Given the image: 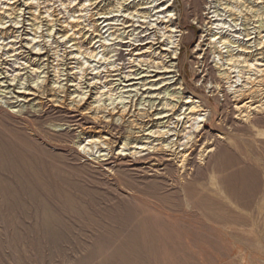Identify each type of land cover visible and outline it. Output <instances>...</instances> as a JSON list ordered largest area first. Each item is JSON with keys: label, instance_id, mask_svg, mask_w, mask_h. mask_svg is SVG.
<instances>
[{"label": "rangeland", "instance_id": "1", "mask_svg": "<svg viewBox=\"0 0 264 264\" xmlns=\"http://www.w3.org/2000/svg\"><path fill=\"white\" fill-rule=\"evenodd\" d=\"M165 1L0 0V67L39 94L18 111L0 96V264H264V0L217 3L224 54L246 57L228 88L211 48L203 66L197 50L208 0ZM125 20L133 36L115 32ZM169 36L175 59L130 52L133 39L163 47ZM172 63L180 84L127 91L118 80ZM175 92L209 112L203 130L173 110L178 146L130 154L162 121L146 113L177 104ZM84 128L105 141L80 138ZM170 147L185 160L166 161Z\"/></svg>", "mask_w": 264, "mask_h": 264}, {"label": "bare ground", "instance_id": "2", "mask_svg": "<svg viewBox=\"0 0 264 264\" xmlns=\"http://www.w3.org/2000/svg\"><path fill=\"white\" fill-rule=\"evenodd\" d=\"M170 1L171 0H166L165 2L169 5ZM218 2H219V0H208L207 6H206V14H207L206 19L207 20L205 21V29H206V31H207V29H209L208 34L210 37L208 39L209 41L207 43L203 44L204 47L201 46L202 43L199 42L197 50L202 51L201 58H203V60H202L201 65L203 66V63L205 62V60H204V57L202 55L206 49L211 48L213 58L215 60L217 68L219 70V76L221 77L222 80H226L227 88H228V86H232V83H231L232 76H231V73H230L231 71H230L229 67H231V65H233L234 67H237V62H240L241 61L240 58L242 59L243 56L241 54H237V55L231 54V53H229V55L224 54V52H228V50L223 51L222 46H224L226 48V45L228 46V44H229V40L226 37V35L223 33L227 24L225 22H222V23L217 22L218 20L219 21L221 20V19H219V16H218L219 14H218L217 9H216V7L218 6L217 5ZM168 8H169V6H168ZM168 12H170V11H168ZM128 22H129L128 20H125L122 23H120L121 26L116 27L115 32L116 31L120 32L121 30H124V32L127 34L131 33V31L133 29L130 27H132L133 24H128ZM208 24H209V26H208ZM216 29H220V30L215 31ZM178 31H181V30H178ZM115 32H114V34L118 38V35H121V34L118 32L116 34ZM218 34H221V35H218ZM130 35L133 36L132 33ZM169 37L171 39H169L168 44L166 46L163 45V47H160L161 45H158V44L164 40L156 41L155 39H153V41L149 40L146 43H139L135 39H133V42L131 43L132 45H130L131 46L130 52H131V54L138 55V56L149 53L152 56L153 55H161L164 57L165 53L169 51L170 53H172L171 59H175V58H177V54H178L179 40L178 39L173 40L172 36H169ZM122 39H120L118 41L119 42L122 41L123 43H126V41L125 40L123 41ZM0 43H1V41H0ZM250 46H251V44L246 45L245 48L242 47L241 51L247 52V54H249L250 50L248 48ZM0 49H1V47H0ZM245 58L246 57H243V60H245ZM154 64L158 65V63H156V62H154ZM175 71H176L175 64L172 63L170 65V68L167 67L164 70L156 71L154 74L148 73L150 71H146L144 73H142L143 72L142 71L141 73H137L136 76H132V74H128V75H124V76L120 77L118 80L121 83H123L124 86L129 87L126 89L127 91L136 89V87H137L136 85H141L143 87L147 86V88L150 89V91H155V90H158L160 88V87L157 88V86H156L159 83H162V86H167L168 84H174V83H178V84L182 83L183 80H180L178 77H176L177 74H174ZM260 71L262 72L261 77L263 76L262 79H264V69H261ZM221 79H219V80H221ZM18 83H19L18 75L10 76L6 70H3V68L0 67V96L2 97L1 99H5L4 102L6 104H8L11 108H14L17 111L20 110L18 108H24V105L26 104V102H30L39 96V94H37L38 92H36L34 89H32V87L31 88L25 87V86H23V87L19 86L18 87ZM180 87L181 86H179L178 89ZM211 87L215 88V86H211ZM217 88L221 89L220 85H217ZM144 89H145V87H144ZM175 89H177V88H175ZM229 91H230V89H229ZM227 93H228V91H227ZM53 94H55V93H53ZM8 95H13L15 97V101H10ZM150 96L153 97V95H150ZM174 96L177 98L176 99L177 104H173V105L167 104L165 107L166 111L159 112L158 116H156L157 114L153 115L152 113H149V114L146 113V115L148 117H150L149 120L151 122H155V121L157 122L158 120H162V121H160L159 123H156V124L153 123L152 126L158 127V128H157V130H151L148 133H146V136L150 135V137H140L136 141L137 143H146V144H142V145L136 144L134 146H130L129 149H133V151H131L130 154L135 155L138 152H142L143 150L150 149V148L153 150H161L162 149V150L167 152L169 150V148H167V147L178 146L179 141L177 142V139H172L171 134L169 132L170 129H167V127L169 126L168 123L170 122L169 117L172 115L173 110L178 111L179 109L182 110L185 108V111L183 112V114H186L188 119H190L193 115H195L193 117H194V119L197 120L196 122L199 123V125L197 126L196 129L203 130L202 129L203 127L201 128L200 124H201V122H204L207 120V116L209 115V112H206V109H203V106L198 101L194 100L192 95L184 96L180 92H175ZM82 97L84 98V96H82ZM80 98H81V96H80ZM38 99H40V98H38ZM38 99H36L38 102H36L35 105L39 104L41 106L42 101L38 100ZM51 100L57 102L56 96L53 95ZM82 100L83 99H80V100H78V102H81ZM89 105H90V103H89ZM92 109H93V107H88V108H85L84 110L91 111ZM148 111L150 112V110H148ZM170 111H171V113H170ZM202 111H204V112H202ZM122 112H120V114H119L121 119L123 117L121 115ZM146 115H145V117H146ZM103 117H105V116H103ZM103 117H97L96 120L98 122L102 123V122H104ZM127 122L130 124L129 126H131V127H129V129H128V135L123 137L124 140H123V144L121 146L120 152L127 149V147L129 146L128 141L130 140V135H133V134L135 135V131H133L134 126H135L134 121L129 120ZM79 125H81V124H79ZM161 125L164 127L163 129H159V127H161ZM202 126H204V125H202ZM198 132H200V131H198ZM87 134H91L90 137H92V138L97 137L98 139H103L105 141V137L101 134V131H98V132H94L92 130L87 131V128H84L83 130H81L80 138L82 135H87ZM156 134H158L157 139L155 138L153 141H146L147 139H150L151 136H153V135H154V137H156L155 136ZM159 136L167 137V139L166 138L161 139ZM189 138H191V136ZM106 139L108 140V138H106ZM143 140H145V141H143ZM188 140H190V139H188ZM154 141H156V142H154ZM164 142H166V143L164 144ZM183 144H181V145H183ZM171 148L172 147H170V149ZM107 149H109V148H107ZM109 152L111 153L110 150H109ZM127 154H129V153H125V155H127ZM175 154L177 155V153H175ZM175 154H174V152H172V149H171V151L166 156V161L173 160L174 158L175 159L182 158L183 161L185 160L184 152L180 153V155L178 154V156H176ZM104 156H105V154H104Z\"/></svg>", "mask_w": 264, "mask_h": 264}]
</instances>
